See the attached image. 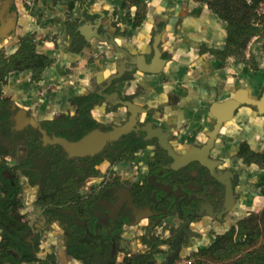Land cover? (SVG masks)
<instances>
[{
    "label": "flooded vegetation",
    "instance_id": "obj_1",
    "mask_svg": "<svg viewBox=\"0 0 264 264\" xmlns=\"http://www.w3.org/2000/svg\"><path fill=\"white\" fill-rule=\"evenodd\" d=\"M34 2L40 29L0 43V264H264V31L234 43L214 15L219 44L185 41L147 0Z\"/></svg>",
    "mask_w": 264,
    "mask_h": 264
},
{
    "label": "crops",
    "instance_id": "obj_2",
    "mask_svg": "<svg viewBox=\"0 0 264 264\" xmlns=\"http://www.w3.org/2000/svg\"><path fill=\"white\" fill-rule=\"evenodd\" d=\"M147 1H148L147 3L148 7L151 2L154 5L152 6L153 16L163 17V15L165 14L171 16L170 30L177 33L176 37H182L185 41H188L190 38L198 34V41H200L201 38H207V40L215 41L216 43L219 44L221 42V39H223L225 36L224 24H222L216 17H214V15L209 13L206 10V6H204V4L202 3L194 2V0H173V1L147 0ZM35 4L36 3L34 2V0H16V7L18 11V19L16 24V37H22V36L25 37L29 35V32L34 31L37 28L40 29L41 23L37 21L36 14L33 12V10L35 9L34 7ZM24 5L26 6L23 7ZM263 6L264 5H262L261 7ZM261 7H260V12H261ZM46 10L50 14L51 12H53L50 11L51 8ZM41 37H43V35ZM10 44L9 45H7L6 43L2 44L1 48L4 49L3 53L6 55L12 53L13 51V50L11 51ZM202 59L203 58H201L200 61H202ZM211 66L212 65H207L206 68L210 70L209 71L210 75L214 74L216 79L213 80L216 83L221 81L223 82L224 80H233V81L235 80V78H231L230 76H228L231 73H235L234 71L231 72L232 70L230 71L226 69L212 70L215 69V67L212 68ZM254 77L263 79L264 70L260 72V74H258L257 76L251 74V78ZM211 85H213V82H211ZM249 113L250 116H252L253 118L256 117L254 112L250 111ZM254 120L255 119L251 120L252 128H251L250 136H248V138L252 146V149L256 148L264 152V117L257 119L258 124H256Z\"/></svg>",
    "mask_w": 264,
    "mask_h": 264
},
{
    "label": "trees",
    "instance_id": "obj_3",
    "mask_svg": "<svg viewBox=\"0 0 264 264\" xmlns=\"http://www.w3.org/2000/svg\"><path fill=\"white\" fill-rule=\"evenodd\" d=\"M207 4L214 15L228 23L229 36L234 43L240 39L247 41L264 31V14L260 12L264 0H211ZM1 61L3 62V59ZM258 231L259 229H257V235ZM256 238L257 236L254 237L251 232L247 235L245 242H239L235 247L245 248ZM247 259L248 257H243L241 261Z\"/></svg>",
    "mask_w": 264,
    "mask_h": 264
},
{
    "label": "water",
    "instance_id": "obj_4",
    "mask_svg": "<svg viewBox=\"0 0 264 264\" xmlns=\"http://www.w3.org/2000/svg\"><path fill=\"white\" fill-rule=\"evenodd\" d=\"M31 5V2H30ZM13 6L14 11L10 10ZM32 8V7H31ZM12 18L11 25L13 26L8 29L5 21ZM18 19V11L16 7V0H0V43L10 37H16V24ZM2 49V48H1ZM0 49V50H1ZM234 105H236L234 103ZM66 147V145H64Z\"/></svg>",
    "mask_w": 264,
    "mask_h": 264
},
{
    "label": "rangeland",
    "instance_id": "obj_5",
    "mask_svg": "<svg viewBox=\"0 0 264 264\" xmlns=\"http://www.w3.org/2000/svg\"><path fill=\"white\" fill-rule=\"evenodd\" d=\"M261 13H264V6L261 7Z\"/></svg>",
    "mask_w": 264,
    "mask_h": 264
}]
</instances>
